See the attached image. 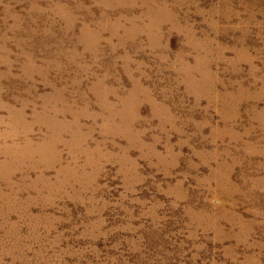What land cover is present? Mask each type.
<instances>
[{
    "label": "rangeland",
    "instance_id": "rangeland-1",
    "mask_svg": "<svg viewBox=\"0 0 264 264\" xmlns=\"http://www.w3.org/2000/svg\"><path fill=\"white\" fill-rule=\"evenodd\" d=\"M0 264H264V0H0Z\"/></svg>",
    "mask_w": 264,
    "mask_h": 264
}]
</instances>
